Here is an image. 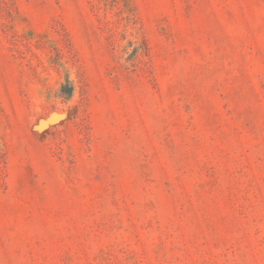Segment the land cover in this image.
Returning <instances> with one entry per match:
<instances>
[{
  "label": "rangeland",
  "instance_id": "obj_1",
  "mask_svg": "<svg viewBox=\"0 0 264 264\" xmlns=\"http://www.w3.org/2000/svg\"><path fill=\"white\" fill-rule=\"evenodd\" d=\"M0 264H264V0H0Z\"/></svg>",
  "mask_w": 264,
  "mask_h": 264
}]
</instances>
